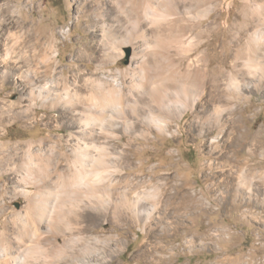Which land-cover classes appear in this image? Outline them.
<instances>
[{"label": "bare ground", "instance_id": "bare-ground-1", "mask_svg": "<svg viewBox=\"0 0 264 264\" xmlns=\"http://www.w3.org/2000/svg\"><path fill=\"white\" fill-rule=\"evenodd\" d=\"M102 9L85 15L91 42L78 40L70 68H58L56 50L41 79L25 52L0 56V177L10 179L0 184V264H113L127 250L123 226H139L145 239L134 252L146 256L156 228L167 236L170 210L193 211L195 224L203 190L184 181V167L135 163L140 141L154 134L174 132L206 150L220 198L264 197V125L251 131L258 114L247 117L251 96L264 102V0H106ZM125 49L128 63L116 68ZM7 89L16 101L2 98ZM39 110L55 141L3 140L15 122L37 124ZM50 166L53 194L40 183ZM16 199L23 204L10 208Z\"/></svg>", "mask_w": 264, "mask_h": 264}, {"label": "rangeland", "instance_id": "rangeland-1", "mask_svg": "<svg viewBox=\"0 0 264 264\" xmlns=\"http://www.w3.org/2000/svg\"><path fill=\"white\" fill-rule=\"evenodd\" d=\"M105 1L0 0V56L6 49H12L15 53L25 52L28 58L33 57V65L41 68L38 73V77L41 79L43 77L42 64L56 50L59 51L58 68H70L75 55L79 54L83 48L82 43H79L78 40L83 38V42H91V35L87 33L85 15L103 11L102 4ZM229 1L231 2V0ZM78 17L80 18L75 19ZM90 50V57H94L96 50L93 48ZM125 55L116 68H124L127 65L129 50L125 49ZM85 63V61L80 62L79 65ZM9 89L2 94V98L14 102L17 99V92H9ZM259 98V95L251 96L253 107L247 113V117L253 119L258 114L255 122L249 126L251 131L256 130L259 125H264V102H260L261 98ZM41 115L42 111L39 110L37 124L25 121L15 122L14 125L7 128V135L3 140L24 143L37 142L50 137L51 141H55V135H59V133L52 125L44 126ZM61 133L63 136H67L66 130L62 129ZM173 134L174 132L170 135L154 134L149 142L140 141L141 153L137 154L135 163L138 165L139 161H143V168L151 166L150 168L161 167L164 169L170 166L169 168L173 172V165L178 162L180 168L181 166L185 168H181L180 172L184 176V181L194 184L198 190H203V193L198 196L201 206L196 208V212L198 210L202 212L201 217L194 224L192 221L195 215L193 211L187 209L186 212L183 211L180 215H176L170 210L168 212L169 221L166 220V225L164 224L168 231L167 236L159 238L162 228H156V232L151 234L152 237L148 242L149 244L153 243L154 249H151L146 256L134 252L145 239L139 226L121 227L118 234L122 239L123 247L127 246V250L123 255L116 256L113 264H264V203L262 202L264 197H257L256 192H252L251 195L247 193L240 195L241 193L236 194L231 191V196L224 195L220 198L218 192L224 185L214 178L216 173L209 174V170L205 166L206 150L200 153L191 140L186 137H182L180 141L174 140L173 137L176 134ZM256 161L261 160L257 158ZM252 164L253 162L246 168L253 173V169L258 167H254ZM262 170L264 175V169ZM206 173L209 174V179L205 178ZM5 177H0V184L6 180L5 183L10 185V179ZM42 178L40 179V181L42 180L41 185L45 188L50 186L47 188L48 192L53 194L57 177L53 174L52 168L48 170L46 177ZM158 184L154 181L152 182L153 187L149 186V188L158 187ZM211 184H214L215 191L207 193V188L211 187ZM258 185L264 190V182ZM27 189L31 190V188ZM236 195H238L237 198ZM49 199L52 200V197L49 196ZM225 202L228 204H224ZM7 203L10 208L16 209L23 204V201L16 199L7 201ZM215 209L219 212L215 213ZM175 220H180L178 230L175 228L176 224H173ZM159 245L162 248H158ZM151 253H154L153 257L159 255L164 260L161 262L158 259L152 261V256H149Z\"/></svg>", "mask_w": 264, "mask_h": 264}]
</instances>
